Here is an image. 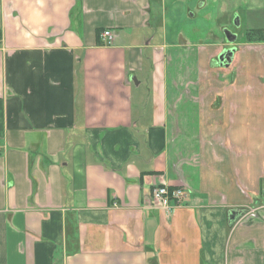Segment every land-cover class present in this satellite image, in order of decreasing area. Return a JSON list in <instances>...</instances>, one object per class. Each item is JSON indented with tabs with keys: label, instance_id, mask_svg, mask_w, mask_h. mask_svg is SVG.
Wrapping results in <instances>:
<instances>
[{
	"label": "crops",
	"instance_id": "0c3cea01",
	"mask_svg": "<svg viewBox=\"0 0 264 264\" xmlns=\"http://www.w3.org/2000/svg\"><path fill=\"white\" fill-rule=\"evenodd\" d=\"M207 1L0 0V264H264V0Z\"/></svg>",
	"mask_w": 264,
	"mask_h": 264
},
{
	"label": "rangeland",
	"instance_id": "374dc122",
	"mask_svg": "<svg viewBox=\"0 0 264 264\" xmlns=\"http://www.w3.org/2000/svg\"><path fill=\"white\" fill-rule=\"evenodd\" d=\"M206 5L204 6V10L200 11V14L205 15L206 13L210 14V19H209V24L215 28H220V25L222 24V22L224 21V18L220 16V18L218 17V8H217V3H215L213 0H208L207 2H205ZM204 3V4H205ZM242 5V4H241ZM242 7H244V5H242ZM222 11V10H221ZM243 13V11L241 12V14ZM225 14L227 15L228 13L225 12ZM237 16V15H236ZM256 16V15H255ZM255 16L251 19H246L241 17L240 22L235 20V18L233 19V22L230 23L229 26H227L231 31L234 32V34L238 35V41H242L244 36L246 35L245 32H247L248 30H255L256 34H264V15L260 18H255ZM244 17H248V13H246V15ZM222 32L218 33L219 38L217 37V34L213 35H209L210 37H214V40H217L216 38H218L219 41L222 40ZM224 47L222 49L221 47V51L224 49H228L231 46H234L237 50L239 49L238 46H236L235 44H230L227 41H224ZM217 60V57H216ZM217 65V64H216ZM237 69V67H236ZM233 72H235L234 70H232ZM237 72V70H236ZM235 72V73H236Z\"/></svg>",
	"mask_w": 264,
	"mask_h": 264
},
{
	"label": "built area",
	"instance_id": "2783aa9c",
	"mask_svg": "<svg viewBox=\"0 0 264 264\" xmlns=\"http://www.w3.org/2000/svg\"><path fill=\"white\" fill-rule=\"evenodd\" d=\"M106 45H112L115 35L113 31L106 29L101 34ZM153 201L161 210L171 213L174 206L182 204L186 194L181 188H171L168 185H158L152 189Z\"/></svg>",
	"mask_w": 264,
	"mask_h": 264
},
{
	"label": "water",
	"instance_id": "95a60500",
	"mask_svg": "<svg viewBox=\"0 0 264 264\" xmlns=\"http://www.w3.org/2000/svg\"><path fill=\"white\" fill-rule=\"evenodd\" d=\"M224 34L226 36V39L231 42L234 43L237 39V35L232 33L229 29H225L224 30ZM236 52V48L235 47H231L229 49H226L224 51H222V53H220L219 55V62L221 65H229V63L233 60L234 55ZM237 212L236 211H232L231 212V217L234 218L236 216Z\"/></svg>",
	"mask_w": 264,
	"mask_h": 264
},
{
	"label": "trees",
	"instance_id": "16d2710c",
	"mask_svg": "<svg viewBox=\"0 0 264 264\" xmlns=\"http://www.w3.org/2000/svg\"><path fill=\"white\" fill-rule=\"evenodd\" d=\"M247 38L250 41H257V40H263L264 39V34H256V31L253 30H248L247 33Z\"/></svg>",
	"mask_w": 264,
	"mask_h": 264
}]
</instances>
